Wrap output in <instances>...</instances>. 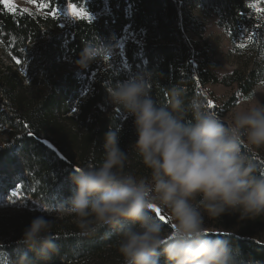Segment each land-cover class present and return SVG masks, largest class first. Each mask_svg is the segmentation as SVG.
Instances as JSON below:
<instances>
[{
    "label": "trees",
    "instance_id": "16d2710c",
    "mask_svg": "<svg viewBox=\"0 0 264 264\" xmlns=\"http://www.w3.org/2000/svg\"><path fill=\"white\" fill-rule=\"evenodd\" d=\"M35 1L46 5L43 13L9 11L0 2V52L24 65L26 80L36 89L29 92L16 82L17 72L5 74L0 60V208L25 209L17 216L0 218V264H8L15 255L23 230L40 212L54 221L53 232L62 246L49 264H123L115 234L107 235L104 229L81 239L72 217L56 215L59 202L71 193L70 174L100 162L110 126H123L121 147L129 154L126 170L138 177L148 175L133 147L132 119L109 103L108 86L150 71L157 102H166L167 89L179 84L187 97L202 99L211 111L225 117L240 96L249 99L264 82V12L252 7L264 9V0ZM69 4L93 18L63 24L57 14ZM201 13L218 17V26L247 62V70L218 74L214 51L204 40ZM121 42L128 67L125 75L109 61ZM86 45L95 47L102 58L82 69L85 78L73 72L58 75V62L80 68L76 61ZM87 83L89 90L83 95ZM217 85L236 91L221 102L208 91ZM73 108L75 118L69 116ZM257 162L264 163V152ZM13 192L18 195L12 196ZM153 214L163 215L161 222L169 227L166 210ZM206 226L238 248V264L264 262V216L240 219L239 214H225L206 220Z\"/></svg>",
    "mask_w": 264,
    "mask_h": 264
},
{
    "label": "clouds",
    "instance_id": "9594fccd",
    "mask_svg": "<svg viewBox=\"0 0 264 264\" xmlns=\"http://www.w3.org/2000/svg\"><path fill=\"white\" fill-rule=\"evenodd\" d=\"M101 58L86 45L76 64L86 69ZM152 80L142 71L107 88L109 103L132 119L133 147L148 175L126 170L123 126H110L100 162L70 174L71 193L56 215L72 217L81 239L104 229L115 234L123 264H238V248L206 220L264 216V163L257 162L264 152V102L249 101L221 117L179 84L167 89L166 102H157ZM157 208L170 217L167 229L153 214ZM53 227L46 215L34 217L8 264H49L59 256Z\"/></svg>",
    "mask_w": 264,
    "mask_h": 264
},
{
    "label": "rangeland",
    "instance_id": "374dc122",
    "mask_svg": "<svg viewBox=\"0 0 264 264\" xmlns=\"http://www.w3.org/2000/svg\"><path fill=\"white\" fill-rule=\"evenodd\" d=\"M9 3L13 6V10L15 8H20L27 12H34V13H43L45 7H42L44 4H39V2L35 0H9ZM8 7L7 5H5ZM56 13V12H55ZM58 17L61 18L62 23L64 24L67 21H74L78 19H90L93 18L90 15H86L82 18L73 17L69 11V7L66 6L63 11H60L57 14ZM201 21L205 24V36L204 40L209 44V46L214 51V59L218 65V74L220 76L230 75L235 70H247L248 67L246 66L247 62L245 59L240 57V55L235 51L234 45L229 38L228 34L218 26V17L215 15H210L206 13H201L199 15ZM124 42H121L120 46L113 51L109 56L110 65L120 74H126L128 72V67L125 62V53H124ZM0 60L3 64V69L5 74L13 75L14 72H17L18 77L16 82H21L23 87L29 91L33 92L36 89L32 86V83L26 80V74L23 68V64L17 61L10 60L9 58L2 55L0 52ZM59 66L58 75L68 74L70 72L75 73L76 75L80 76L81 78H85L82 74L83 71L80 68H73L71 64L67 62H58ZM260 65L262 63H259ZM264 67V63L262 64ZM10 68L11 70H6ZM89 90V84H85V88H83V95H86ZM209 92H212L216 97L220 99L221 102L228 100L233 93L236 91L233 88L224 87L221 85L217 86H209ZM239 101L237 105L231 110L234 111L238 107H244L247 102L252 101L255 103L256 100L264 102V82L257 85L253 95L245 100L243 97H239ZM230 112V113H231ZM226 115L228 117L230 115ZM71 117L77 116V109L73 108L72 114L69 115ZM2 140V139H0ZM1 142V141H0ZM25 212L23 207H12V208H0V218H9L17 216L21 213ZM33 214V213H32ZM36 214V213H34ZM47 215L44 212H40V215ZM62 217V216H59Z\"/></svg>",
    "mask_w": 264,
    "mask_h": 264
},
{
    "label": "snow or ice",
    "instance_id": "6c2138e0",
    "mask_svg": "<svg viewBox=\"0 0 264 264\" xmlns=\"http://www.w3.org/2000/svg\"><path fill=\"white\" fill-rule=\"evenodd\" d=\"M0 2H2L4 5H7L9 11L13 10V6L9 3V0H0ZM42 7H46V5H42ZM68 7H69V11L73 17L82 18V17L87 15V13L84 11V9L78 8L75 4H69ZM252 7L256 8V10L258 12H264V9L257 7V5H255V4H253ZM53 15H55V13H53ZM249 39H251V37H249ZM241 47H243V45H241ZM209 106H211V105H209ZM17 195L18 194L15 192L12 193V196H17ZM155 211L157 214L160 213V209H158V208ZM159 218L161 219V221L165 220V217L163 215H160Z\"/></svg>",
    "mask_w": 264,
    "mask_h": 264
}]
</instances>
